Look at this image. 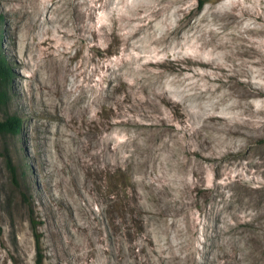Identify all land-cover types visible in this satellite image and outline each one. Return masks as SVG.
Listing matches in <instances>:
<instances>
[{
    "label": "rangeland",
    "instance_id": "374dc122",
    "mask_svg": "<svg viewBox=\"0 0 264 264\" xmlns=\"http://www.w3.org/2000/svg\"><path fill=\"white\" fill-rule=\"evenodd\" d=\"M82 10H92L84 22L94 20L98 47L86 28L74 29ZM85 49L99 72L113 65V84L118 71L132 78L116 114L131 105L125 116L161 122L143 155L133 147L119 156L146 157L154 194L139 186L134 164L107 163L103 136L118 137L110 130L69 129L72 143L53 142L56 123L37 85L54 62L73 71L69 94L83 80L75 71ZM0 56L11 74L7 110L21 118L17 135L0 136V264H135L144 232L160 254L140 253L143 264H264V0H0ZM94 81L84 80L86 101ZM211 114L221 117L217 129L204 127ZM183 178L186 197H170ZM141 203L149 211L131 208ZM161 218L170 232H158Z\"/></svg>",
    "mask_w": 264,
    "mask_h": 264
},
{
    "label": "bare ground",
    "instance_id": "6f19581e",
    "mask_svg": "<svg viewBox=\"0 0 264 264\" xmlns=\"http://www.w3.org/2000/svg\"><path fill=\"white\" fill-rule=\"evenodd\" d=\"M82 11H83V13L81 12V14H82L81 22H83V23H81V22L77 23L76 22L77 24L75 25L74 29H76V30L79 29L80 28L79 26L86 28L87 30L85 32H89V34H91L92 37L94 38L91 42L92 46L98 47V45H97L98 43L96 42L98 40V37L96 36V35H98V32L96 31L94 20H93V23L91 25H88L87 23H85L86 20L88 18H90L91 14H92V10L90 11L89 14H87V11H84V10H82ZM81 14H80V16H81ZM85 18H87V19L85 20ZM94 19H96V18H94ZM88 21H90V20H88ZM122 24L124 26V23H122ZM76 30H74V31H76ZM85 36H86V33H85ZM69 46H70V44H69ZM76 52H78V51L76 50ZM80 58H81V56H80ZM54 59L56 62L57 61L56 58H54ZM67 59H70V58H67ZM93 61H94V58L90 57L87 54V50H86L85 58H83V60H81V62H78L76 64V65H81V68L80 69L77 68V70L75 69L76 70L75 74L77 76L82 75L83 80L81 83L76 82L77 83L76 87H74V89L71 90L69 92V94L65 95V92H63V87H65L66 80H67L66 74H70L73 71L71 68H69V71H67V73H66V71L64 69L60 68L61 66L54 65L53 64L54 62L52 63L53 67H51L50 71H48V73L46 74L47 76L42 81H40L39 84L37 85V89L39 91L40 97L43 98V96L44 97L46 96V98H45L46 101H44V102L45 103L47 102V104L50 107L49 108L50 111L48 113L51 114V116L54 118V121L56 123L55 128L53 127L54 130H52V131L50 130V132H49L53 136V137L52 136L51 137L54 138L53 142L55 140L56 142H58L60 144H65L66 146H68V143H72L74 140L73 139V133H71L69 131V129L70 130L75 129L77 131L76 136H77V134H79L80 136L86 135L87 132L90 130H98L99 129V132L105 131V134L108 133V131L110 130L112 133L117 134L118 137L117 138H114V137L108 138L107 136L106 137L103 136V142H105L104 143L105 144L104 153L105 152L108 153V155L106 156L107 163L108 162L109 163L111 162L113 164H117V163L119 164L120 163L122 165H129V163H130V165H131V163L134 164V174L137 177L136 180L139 182V186L143 187V190L146 192L145 193L146 195H148V194L150 195V193L154 194V191H150L148 188V185L145 183V180H146L145 176L150 175V172L148 171L149 168L147 170L145 169L146 164L148 163L146 157L145 158L142 157L140 160L138 159L137 162H134L133 160L132 161L127 160L125 158L122 159V157L119 158V156L129 153L133 149V147H135L134 150H136V148H137V153L139 152L140 155H143L142 151H143L144 147H141V146H144L145 141L153 138V134H154L153 129H154V127H157L158 124H160L161 122H158V121H155V120H152L149 118L145 119L142 116H139L137 114L133 115L132 113L130 114V116H125V113L127 112L126 111L127 108L131 105L125 106L123 113L116 114L114 112V109H115L114 105L120 104V98L118 97V91L120 88L121 89L125 88V86L129 82V80H132V78L129 77V74L127 73L128 71L125 73L118 71L115 79H118L119 82L113 84L114 80H112L113 79L112 75H113L114 70H110L113 65H109V66L107 65L105 67V62H103L102 65L100 66L101 72H99L98 65H95V63ZM143 62L141 63V66H139L134 72V75H137L138 78H140L141 80L143 78V72H144L142 70L145 69L144 66H145L147 61L145 63H143ZM89 66L92 69V72H91L92 74L89 73L91 71V69L88 68ZM62 67L64 68L63 63H62ZM87 69H89V71H87ZM107 69H108V71L106 73H104V75H103L102 72H105ZM45 71H46V69H45ZM147 72H149V71H147ZM132 73H130V74H132ZM96 74L98 77L96 76ZM87 79L95 80L94 83L91 84L90 87H88V89L91 91V93H93L92 99L90 101H86L83 98L84 95H88V92L86 91V87H84V84H83L84 80H87ZM88 82H90V81H88ZM144 82H145V80L141 81L139 84H142L144 86ZM104 83L106 85H104ZM112 89L115 90V94H116L117 99L115 101H113V103H109L107 101L109 99H111L113 96L111 94ZM86 103H88V104L86 105ZM108 111L111 113H110V115L106 116V113ZM98 116H99V122H96L98 120ZM90 119H92V120H90ZM93 121L96 123H94ZM220 121H221V117L219 115L211 114V115L206 117L204 127L211 128L212 127L211 125H213L217 129L218 124H221ZM92 122H93V126L90 127L89 124ZM128 124H133V126L127 127L124 130V132L121 133V127L127 126ZM145 125H147V127H145ZM85 127H86V129H84ZM212 130H214V129H212ZM55 132L59 133L60 137H55V135H54ZM152 132H153V134H152ZM234 132H236V131H234ZM160 137H162V136H160ZM129 140H131V141H129ZM134 140L135 141L138 140V143L136 144L137 146L134 144ZM93 150H94V146H93ZM98 152L99 151L94 152L95 153L94 155H98ZM101 152H102V150L100 151V154H101ZM158 160H159V158H158ZM89 165L90 164H88V166ZM195 170H196V168L194 166H191L190 172L194 173ZM143 182H144V184H142ZM188 184L189 183L184 178H183V180L177 181V183H176L177 186H175L177 188H174V191H175L174 194H170L169 196L173 197V198H177L178 200H179V198H181L183 200L186 197V193L184 192V189L188 186ZM75 189H76V192L78 194H81V192H80L81 187H79V183H77V182L75 184ZM82 195H83V193L81 194V196ZM137 198H138V196H136V199H134V201L138 200ZM142 206H143V204L141 203L140 205L138 204L137 206L132 205L131 208H133V209L136 208L137 211H144V212L149 211L146 207L143 210ZM156 211H159L158 213L163 214L166 210L164 209V207H162V208L157 209ZM153 217L156 218V216H153ZM128 218L131 219V217H128ZM139 219L141 220V217L137 216L136 222ZM153 223H155V222H153ZM181 223H184V222H181ZM157 228H158V232H161V231L162 232H170V230H169L170 228H169L168 224H166V220L162 219V218H161V223L158 222ZM190 234H191V232H190ZM141 237H142V239H141V241H139L140 242L139 245H137L140 247V250H139L140 253L144 254L145 257H153V256L155 257V255L160 254V252H159L160 249H158V247H157V243L155 241V238L150 233L144 232ZM175 237H176V235H175ZM167 240H169V239H167ZM190 241H192V240L190 239ZM133 247L134 246H132V249H133ZM132 252H133V256H134L133 259L135 260L134 261L135 264H143L144 259L140 257V253H137V252L134 253V251H132ZM223 254L224 255L222 256V258L227 255V252L224 251ZM192 256H194V255H192ZM190 259L192 260V257ZM172 262H173V264H177V262H175V260H173Z\"/></svg>",
    "mask_w": 264,
    "mask_h": 264
},
{
    "label": "trees",
    "instance_id": "16d2710c",
    "mask_svg": "<svg viewBox=\"0 0 264 264\" xmlns=\"http://www.w3.org/2000/svg\"><path fill=\"white\" fill-rule=\"evenodd\" d=\"M10 75V68L0 56V110L3 112L0 118V136L17 135L21 127V118L16 113H10L7 110L10 101ZM6 164L15 175V167L8 158Z\"/></svg>",
    "mask_w": 264,
    "mask_h": 264
}]
</instances>
